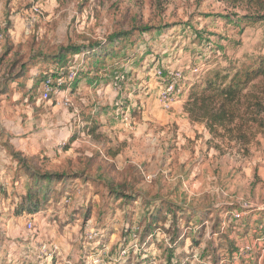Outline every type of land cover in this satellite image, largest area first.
I'll list each match as a JSON object with an SVG mask.
<instances>
[{"label":"rangeland","instance_id":"374dc122","mask_svg":"<svg viewBox=\"0 0 264 264\" xmlns=\"http://www.w3.org/2000/svg\"><path fill=\"white\" fill-rule=\"evenodd\" d=\"M33 7L41 9L35 22ZM130 31L110 45L111 55L77 57L66 91L81 120L91 122L75 144L50 146L29 123V105L40 98L64 107L65 89L46 101L41 86L20 92L9 80L11 64L35 61L28 77L42 78L60 67L54 58L66 48ZM0 34V163L14 171L10 188L0 180V250L12 253L8 261L3 252L0 264H264V76H248L264 60V2L0 0ZM156 69L165 79L182 71L189 86L169 111L158 102ZM116 73L125 76L119 86ZM205 80L236 95L212 128L187 106ZM12 129L23 136L10 143ZM14 155L66 175L30 231L27 215L16 214L28 180ZM54 245L59 253L48 258Z\"/></svg>","mask_w":264,"mask_h":264},{"label":"trees","instance_id":"16d2710c","mask_svg":"<svg viewBox=\"0 0 264 264\" xmlns=\"http://www.w3.org/2000/svg\"><path fill=\"white\" fill-rule=\"evenodd\" d=\"M229 3H240V2H257L263 3L264 0H223ZM132 33L130 32H120L117 34H113L104 41L96 43H92V45H87L86 47H75L71 46L66 48L63 53L60 54L58 57L54 58L57 62H60V67L56 69H49L42 72L43 77L38 80V86L32 85L33 89H37L40 86L44 88L45 84L50 81L54 84L58 79H64L68 76V70L73 67L74 62L77 60L78 56H83V60H90L91 58L95 60V58H100L102 53L104 55H111L113 52L109 49L110 45L120 44L121 41L115 42L116 39L125 38L124 35L130 36ZM96 44V45H95ZM115 47V46H114ZM116 48V47H115ZM109 49V50H108ZM115 50V49H114ZM66 55L70 57L66 60ZM14 61V59L10 60ZM36 66L35 61H31L28 63H20L18 65L17 61H14L11 64V69L15 68V73H11L9 80L13 82H20L24 80L31 70V68ZM10 69V70H11ZM9 75V73L7 74ZM249 78L254 79L260 76H264V60L260 61L258 67L249 73ZM203 86L205 89L201 91V93H190L188 95L187 106L190 107L188 109L190 114L194 111L202 113L203 117L206 122H209L207 125L211 124V128L216 123H222L227 118V115L224 111V103L233 102L236 98L235 89L228 91L229 88H219L216 86L214 82L205 80L203 82ZM14 84V83H13ZM20 85V83L18 84ZM194 86V85H193ZM65 87L62 88L64 90ZM210 90L211 93H207L206 91ZM223 100V101H222ZM218 111V113H217ZM210 128V127H209ZM210 128V129H211ZM76 139V137H73ZM18 158L20 164L22 163L23 171L25 172V177L27 178V182L25 187L21 191V195L19 200H17L16 205V214L19 216L23 213L30 216H35L37 213H40L43 205H46L50 202V199L53 196H56L55 191L59 192V183L63 182L66 175L62 173H49V172H41V170L37 167H31L25 165L23 159L19 157V155H14ZM81 177V176H80ZM79 177V178H80ZM76 177L75 179H79ZM73 179H70L69 182H72ZM71 183L67 185H63L64 189L62 192L64 193V200H71L70 195L68 193V188ZM122 189L124 187H121ZM120 187L118 189H121ZM58 193V196L61 193ZM114 196H120L121 200H125L128 202L131 200V196L129 195H122L120 192L113 191L111 192ZM46 208V207H45ZM44 210V209H43ZM169 210V209H168ZM43 212V211H42ZM171 214V210H169ZM175 264H179V261L175 258ZM173 263V261H171Z\"/></svg>","mask_w":264,"mask_h":264},{"label":"crops","instance_id":"0c3cea01","mask_svg":"<svg viewBox=\"0 0 264 264\" xmlns=\"http://www.w3.org/2000/svg\"><path fill=\"white\" fill-rule=\"evenodd\" d=\"M30 71L28 72V74L30 73ZM28 74L24 80L19 82L20 85H17V86H23V90H20V92H25L26 90L29 92V90L32 88V84L37 83L38 80L41 79V77H39L38 75L29 79ZM40 74H42V72H40ZM79 78L80 76H78L77 81H75L74 87L79 85L78 83V81L80 80ZM26 81L28 83L27 86L24 85ZM14 85L15 84H13V86ZM77 90L79 91L80 89L78 88L76 89V91ZM68 91H66V93L65 91L62 92L61 97H66L71 101V96H69ZM73 107H74L73 105L69 108H64L60 105L53 106V104L50 103L47 104V102L41 101L40 98H35V102L29 105V109H30V112L28 113L30 120L29 123L32 124L34 122V127L35 129H37L36 133H40L42 134V136L48 138V142H50V146L57 145L60 141L66 143L69 142L70 144H75L78 140V137L83 136V130L84 128L90 125L91 119H89V117H86V119L83 118L81 120L80 115ZM118 110L120 112L118 114L119 117H122L123 114L128 115L127 112H123V109L122 110L118 109ZM12 122L13 121L10 122L9 118L7 117V120L3 121V125L5 128H9V125H11ZM13 130L14 129L11 130V134H13V136H6L7 140H9L10 143L15 141L14 140L15 138H18L19 136H20L19 138H21L23 136V132L16 133ZM73 137H76V139H73ZM3 147L5 148L6 146L3 145ZM3 163L4 161H2V164ZM2 164L0 163V180L2 182L1 184L4 185L5 188H10V177L13 175L14 171H4V165ZM20 186L21 187L18 192H21L23 190L24 184L23 186L22 185ZM12 234H14L13 230H12ZM16 234L18 235V233ZM3 252H5L3 255L6 257L5 260L9 261L8 256L12 255L11 251L6 249L0 250V258ZM12 262L16 264L17 261H12Z\"/></svg>","mask_w":264,"mask_h":264},{"label":"built area","instance_id":"2783aa9c","mask_svg":"<svg viewBox=\"0 0 264 264\" xmlns=\"http://www.w3.org/2000/svg\"><path fill=\"white\" fill-rule=\"evenodd\" d=\"M41 9L39 7H33L32 13L33 18L31 22H35V17L41 15ZM3 36L0 34V41H2ZM192 71L197 72V68H193ZM153 76L156 80H158L161 84V87L159 89L158 94V102L162 106V108L166 111H169L173 108L174 105L178 104L182 99H184L187 95L189 86L185 84V80L183 82L182 77V71H170L167 74V79L163 77V72L161 69H156L153 72ZM77 75L74 71H72L68 76L64 79H58L54 84H52L50 81H48L44 88H43V100H49L50 95L55 94L56 96L59 95L62 92V88L65 87V91L69 85H71L74 80L76 79ZM125 80V76L122 73H116L115 74V86H119V83ZM64 107H71L70 100L64 97V100L62 102ZM124 117V118H123ZM129 116L128 115H122L123 123L125 125H129ZM28 217V219H27ZM235 218L239 219L240 215H235ZM27 221V229L28 231L33 230V222H34V216L27 215L26 216ZM89 233H92V231H87ZM86 237L91 236V234L85 235ZM94 237V236H93ZM93 237H89L90 239H93ZM250 248L248 246L243 247L240 251V255L248 253ZM59 253L57 246H53L52 251L50 254H48V258H52L53 255H57Z\"/></svg>","mask_w":264,"mask_h":264}]
</instances>
